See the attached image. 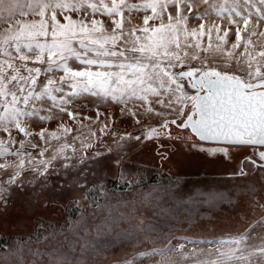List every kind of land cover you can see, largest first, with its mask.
Here are the masks:
<instances>
[{
    "label": "snow or ice",
    "instance_id": "obj_1",
    "mask_svg": "<svg viewBox=\"0 0 264 264\" xmlns=\"http://www.w3.org/2000/svg\"><path fill=\"white\" fill-rule=\"evenodd\" d=\"M85 121L100 135H80ZM141 137L229 159L248 146L233 175L264 170V0H0V203ZM259 224L207 251L148 238L168 243L122 264H264Z\"/></svg>",
    "mask_w": 264,
    "mask_h": 264
},
{
    "label": "rangeland",
    "instance_id": "obj_2",
    "mask_svg": "<svg viewBox=\"0 0 264 264\" xmlns=\"http://www.w3.org/2000/svg\"><path fill=\"white\" fill-rule=\"evenodd\" d=\"M100 111H114L115 127L132 131L129 123L119 122L118 108ZM95 114L94 107L82 113ZM84 123L80 135H100L94 124L89 129ZM251 153V147L241 146L229 159L175 139L125 141L107 159L88 160L85 168L68 174L53 173L46 184L18 191L7 206L0 203V264H55L61 258L65 264H122L133 253L163 247L168 240L152 244L148 239L161 236L177 238L188 251L214 248L201 241L234 235L264 220V170L249 164L246 175H233ZM209 192L226 198L210 203ZM261 236L264 224L255 227L251 242Z\"/></svg>",
    "mask_w": 264,
    "mask_h": 264
},
{
    "label": "flooded vegetation",
    "instance_id": "obj_3",
    "mask_svg": "<svg viewBox=\"0 0 264 264\" xmlns=\"http://www.w3.org/2000/svg\"><path fill=\"white\" fill-rule=\"evenodd\" d=\"M158 181V180H157ZM109 189H114L113 187H110Z\"/></svg>",
    "mask_w": 264,
    "mask_h": 264
}]
</instances>
